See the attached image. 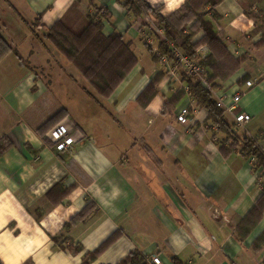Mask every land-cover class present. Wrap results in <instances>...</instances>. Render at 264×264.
I'll return each mask as SVG.
<instances>
[{
    "label": "crops",
    "instance_id": "obj_1",
    "mask_svg": "<svg viewBox=\"0 0 264 264\" xmlns=\"http://www.w3.org/2000/svg\"><path fill=\"white\" fill-rule=\"evenodd\" d=\"M144 1L166 17L194 0ZM92 4L110 13L102 33L119 32L137 57L104 98L80 84L78 69L68 63L94 24L69 50L55 46L74 14L96 12L88 0H0V30L18 53L0 59V140L9 144L0 155L1 264H82L84 254L114 232L120 235L90 264H116L133 250L157 256L161 264H174L172 257L183 264H264V209L258 220L248 215L264 192V167L229 147L174 63L136 53L140 41L158 49L144 18L116 0ZM245 9L264 16V0H221L216 19L204 16L228 53L244 57L234 70L220 62L224 77L214 80L211 94L216 101L225 96L229 105L252 79L235 109L221 108L234 134L264 147V43L255 45L263 31ZM36 20L50 43L34 37L28 24ZM202 36L198 30L192 41ZM203 47L209 54L206 45L197 49ZM53 56L67 65L49 67L46 81L36 68ZM24 59L29 68L21 67ZM183 108L186 124L176 119ZM61 110L62 118L52 123ZM237 112L250 118L237 124ZM60 122L74 138L63 150L46 136ZM88 201L95 206L89 217L67 225Z\"/></svg>",
    "mask_w": 264,
    "mask_h": 264
},
{
    "label": "trees",
    "instance_id": "obj_2",
    "mask_svg": "<svg viewBox=\"0 0 264 264\" xmlns=\"http://www.w3.org/2000/svg\"><path fill=\"white\" fill-rule=\"evenodd\" d=\"M88 1L90 5L96 9V13L94 14L95 18L91 17L90 14L89 16H85L87 20H85L84 25L93 23L94 30L77 56L72 60V63L101 97H108L121 83L125 75L136 65L137 57L131 48V43L125 41L119 32H112L108 36L102 33V20H107L110 17V13L106 7H96L92 4L93 0ZM116 1L126 12L132 14L135 18L140 17L142 14L154 18L155 24L162 30L163 36H156L158 41L157 52H154L152 48L144 42L152 61L157 63L161 56H165L176 64V71L180 75L181 81L185 83L187 92L195 100L197 106L207 111L208 119L211 124L215 125L219 132L225 134V141L229 147L235 149L239 147V151L243 157L253 158L254 167H264V150L262 147L258 145L256 139L247 136H239L232 132L231 126L224 120V109L217 104L211 94V90L215 87L213 83L214 80L224 77L221 73H218L222 70L220 62L230 64V69L234 70L244 61L243 56L233 58L228 53L223 43L213 31L211 22L204 19L205 14L209 12L213 19L217 18L214 6L221 0H194L193 2L186 3L180 10L166 17L160 15L159 8H151L144 0ZM206 6H208L207 11H202L201 9ZM244 13L252 18L255 23L260 17V14H253L246 9ZM260 18L262 19V17ZM38 21L39 20H36L35 23H38ZM262 21L264 23V18ZM198 30L203 31V36L199 41L193 42L192 36ZM83 31L84 28L76 31V35H82ZM261 43H264V35L261 36L259 42L255 45H260ZM201 45H206L210 50V53L203 58H199L197 55V48ZM174 49H178L189 59H198V63L205 69L203 81L185 73L175 57ZM10 52L18 56L15 48L11 46L0 30V59ZM154 84L155 80L149 82L145 90H151ZM87 93L90 95L89 92ZM139 97L141 98V94L138 96V99ZM167 105L166 103L164 108L165 106L167 107ZM63 113V110H61L50 118V120L54 119L52 123L62 118ZM44 130L46 131V128H44ZM7 146H9V144L6 140H0V155ZM92 208L94 209L95 206L91 201H88L84 208L76 214L67 225L86 220L92 213ZM263 209L264 192L248 215L252 217V220H258ZM119 235L120 232H114L96 249L84 254L82 264H90V262L107 249ZM81 250V246H75L76 252H80ZM148 258V256L140 251L133 250L126 254L116 264H150ZM172 262L174 264H183L174 257H172Z\"/></svg>",
    "mask_w": 264,
    "mask_h": 264
},
{
    "label": "built area",
    "instance_id": "obj_3",
    "mask_svg": "<svg viewBox=\"0 0 264 264\" xmlns=\"http://www.w3.org/2000/svg\"><path fill=\"white\" fill-rule=\"evenodd\" d=\"M149 25L153 27L152 22ZM154 30H155V32H157V35L158 34L162 35V31L160 29H158V30L154 29ZM205 51H207L206 47H203V49L202 48L197 49L198 57L203 58L206 55ZM174 54H175V57H176L178 63L182 66V68L186 74L192 75L199 80H202V81L204 80L203 78H204V74H205V69L203 66H201L198 63V59L197 60L189 59L187 56H185L178 49H174ZM159 61L162 64H167L171 60H169L165 56H161ZM174 65H175L174 67L176 68V64H174ZM252 85H253V80H251V79L246 80L242 84L240 89H238V91L235 92L230 97V104L229 105L228 104L226 105L224 103V100L226 99L225 96H221L220 98H218L216 101L217 104L220 107H223L224 109H226L227 111H232L233 109L236 108V106H237L238 102L240 101V98L242 97V95ZM188 114H189V112H188L187 108L181 109L179 114L176 117L177 121L182 123V124H186L188 122V119H187ZM249 118H250V116L244 112H237L234 114V121L237 124H241V123L245 122L246 120H248ZM46 136L51 142H53L55 144V148L57 150L66 149L69 146H71L74 142V138L70 135L68 127L66 125H64L62 122H60V123L56 124L55 126H53L52 128H50L47 131ZM262 149L264 150V147H262ZM148 259L150 261V264H161V262L157 256L153 255V256L149 257Z\"/></svg>",
    "mask_w": 264,
    "mask_h": 264
},
{
    "label": "rangeland",
    "instance_id": "obj_4",
    "mask_svg": "<svg viewBox=\"0 0 264 264\" xmlns=\"http://www.w3.org/2000/svg\"><path fill=\"white\" fill-rule=\"evenodd\" d=\"M247 6V5H246ZM93 9V8H92ZM201 10H203V9H201ZM88 13V14H87ZM86 14H81V13H79V14H74V17L72 18V20H71V23L70 24H65L66 26H65V32L66 33H63V36H61V34L59 35V37H57L56 39H58V41H57V43L55 44V46H57L58 48H60V49H62V50H69L71 47H73L74 46V44L75 45H77L78 44V42L79 41H82L81 39L85 36H83L82 38H78V37H80V36H78V35H76V31H79L80 29H82V28H84V31H83V33L82 34H85V32H86V28H88L91 24H86V25H84L85 24V20H87V19H85V16H89V14H90V16L91 17H94L95 15H94V13H96L95 12V10L93 9L91 12H87ZM254 13H256V14H260L259 13V11H254L253 12V14ZM0 15H2V13L0 14ZM260 17H262V19L260 18ZM260 17H259V19L257 20V27H256V29H259V30H261V32H262V35H264V23H263V18H264V16H262V15H260ZM95 18V17H94ZM141 18H144L143 19V21H144V24L146 25V26H148L150 29H151V31H152V35H153V37H156L157 36V32H155V30L154 29H156V30H158V29H160L156 24H155V21H154V18L153 17H151L152 19H150V16L149 15H146V14H142L141 15ZM150 20V21H149ZM1 22V21H0ZM36 22V21H35ZM35 22H33L32 24H28V26L30 27V30L32 31V33H33V35H34V37L37 39V40H39V41H44V42H47V43H50L49 42V40H47V38L46 37H48V34H46V33H48L47 31H45V30H43V29H37V23H35ZM150 22H152V24H153V27L152 26H150L149 24H151ZM30 23V22H29ZM84 26V27H83ZM161 30V29H160ZM162 31V30H161ZM46 32V33H45ZM261 35V36H262ZM158 36H163V33H162V35L161 34H158ZM86 37V40L88 39V37H90V36H85ZM55 39V40H56ZM75 39H77L76 41H75ZM86 40L84 41V43H86ZM75 42V43H74ZM139 42V41H138ZM84 43L79 47L80 49L79 50H75V54H72V56H71V58L70 59H68L69 61H68V63H70V66H72L74 69L76 68L75 66H74V64L72 63V60L77 56V54L79 53V51L81 50V48L83 47V45H84ZM136 50V53H138V55L139 56H141L142 55V53H144V52H148L147 51V48L145 47V45L140 41V43H139V45H138V47L135 49ZM144 50V51H143ZM23 62L25 63V65L24 66H21V67H26V68H29L30 66L28 65V63H29V61L27 60V59H24L23 60ZM159 62V61H158ZM62 63H64V64H62ZM23 64V63H22ZM63 65V66H62ZM67 65V61L66 60H64V59H57L56 58V56H53L52 58H50L49 59V61H48V65L47 66H41V67H37L36 68V73L38 74V75H41L40 77H43V78H45V80L47 81V80H49V78H50V74H47L48 72H49V70H48V68L49 67H51V66H54V67H56V66H59V67H64V66H66ZM163 65V64H162ZM176 68H177V65H176ZM31 69V68H30ZM77 69V68H76ZM75 69V70H76ZM74 70V71H75ZM170 70H171V72H174L175 73V71L172 69V68H170ZM64 71H66V70H64ZM79 71V70H78ZM79 73H80V71H79ZM80 75H81V73H80ZM79 76V75H78ZM73 77V76H72ZM79 79H80V84H82V85H85V86H87L90 90H91V92L92 93H94V94H96L98 97H101L97 92H96V90L94 89V88H92L91 87V85H89L88 83H87V80L81 75V76H79L78 77ZM252 80V79H251ZM92 88V89H91ZM104 98V97H103Z\"/></svg>",
    "mask_w": 264,
    "mask_h": 264
}]
</instances>
